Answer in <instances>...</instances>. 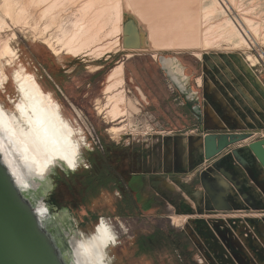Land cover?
I'll list each match as a JSON object with an SVG mask.
<instances>
[{
	"label": "rangeland",
	"instance_id": "374dc122",
	"mask_svg": "<svg viewBox=\"0 0 264 264\" xmlns=\"http://www.w3.org/2000/svg\"><path fill=\"white\" fill-rule=\"evenodd\" d=\"M13 2L8 1L11 4L9 10L10 6L13 9L9 18L6 15L10 27L3 34H17L11 42L18 50V63L34 73L45 90L52 91L66 117L75 127H83V134L91 146L90 151L86 150L88 169L72 175L59 171L54 176L52 185L56 196L60 197L61 207H68L79 219V225L86 233H90L102 217L112 223L120 237L117 246L110 250L112 264H264V208L195 209V202L199 206L201 200H191L193 188L199 185L198 180L189 179L193 167L186 168L183 173L177 169L183 166L179 161L183 150L187 157L192 155L194 137L193 147L197 145L198 150L203 151L204 133L207 132L264 133V75H258L251 67L247 58L250 49L220 41V44L198 49L171 45L166 46L168 49L158 50L150 41L148 24L127 13L126 20L136 23L140 29L138 48L125 47L119 51L114 48L110 56L101 60L65 53L58 55L44 42L49 35L53 34L55 38L54 33L58 32V23L53 25L50 34L43 31L46 18L40 17V11L49 1L38 4L39 7L37 2L33 3L35 6L31 3V8L28 6L31 16L22 23L16 21L21 12L16 7L21 4ZM221 2L236 21L246 17L256 22V26L264 25V0ZM57 3V9L61 8L55 11L57 21L72 29L80 1L59 0ZM244 27V33L254 40H249L252 47L264 49V34L255 36L251 29ZM115 37L113 34L109 39ZM196 50L201 51L202 58ZM129 52L133 54L131 57L126 56ZM155 53L176 56L186 67L188 88L195 92L202 107V132L194 129L200 124L199 118L188 107ZM119 61H124L125 86L138 111L125 122H109L105 109L107 96L103 90L111 69ZM95 65L101 67L91 69ZM8 70L11 75L13 68L8 67ZM16 94L12 79L5 88H0V100L8 108L14 106ZM131 120L135 125L129 126L127 133L116 136L112 128H121ZM214 122L216 125H212ZM119 141L131 142L132 146L140 148L148 158L147 167L154 171L144 184L151 198L148 207L143 206L144 200H127L112 183L99 184L94 178L93 159L98 158L99 151L106 145ZM89 183L92 185L87 188ZM65 186L72 192H65ZM180 197L185 200H179ZM188 229H193L198 241Z\"/></svg>",
	"mask_w": 264,
	"mask_h": 264
},
{
	"label": "bare ground",
	"instance_id": "6f19581e",
	"mask_svg": "<svg viewBox=\"0 0 264 264\" xmlns=\"http://www.w3.org/2000/svg\"><path fill=\"white\" fill-rule=\"evenodd\" d=\"M8 1L13 2L0 0V88H5L12 79L17 98L13 99L12 108L6 107L0 100V150L3 158L17 182L23 188L35 190L42 200L41 206L46 198L53 201L56 206L54 217L73 248V264H112L110 250L118 243L112 225L102 217L95 228L86 233L79 225V219L70 217L67 208L61 207L57 199V192L52 185L54 176L59 171L72 175L81 169H88L86 150L90 151L91 146L83 134V127H75L66 117L62 104L55 99L52 91L45 90L37 76L18 63V50L11 42L17 34L13 31L11 36L3 34L5 29L10 27L6 15L10 14L12 6L9 10L8 5L11 4ZM14 1L21 4L16 7L21 9V12L16 14L18 23L25 21L32 13L28 15V9L33 3L37 2L39 7L38 4L49 1L48 6L40 11V17L46 18L43 31L44 34H50L53 25L58 23V32L54 31L55 38L53 34L49 35L44 42L58 55L65 53L73 57L90 56L94 60L110 56L109 53L114 48L119 51L125 46L140 45V29L136 23L126 20L127 13L136 15L148 24L146 26L150 30V41L158 50L171 45L198 49L214 46L220 41L230 42L236 48L245 46L252 49L249 41L251 38L244 33V26L251 29L255 36L264 34L263 24H259L261 27L258 25V28L256 22L246 17L240 18L239 15L241 20L237 22L236 17L234 19L228 13L221 0H79L80 5L76 8L75 15L77 18H73L75 23L72 29H68L64 22L57 21L55 11L61 9V6L57 9L59 0H30L28 3L25 0ZM113 34H116V37L109 39ZM196 53L202 58L201 51L196 50ZM132 55L129 52L126 56ZM155 56H158L162 67L176 87L188 91L189 75L186 74V67L180 59L157 53ZM248 59L255 62L251 54ZM8 67L13 68L11 75L7 72ZM100 67L95 65L91 69L97 70ZM125 83L124 61H119L111 69L103 90L107 96L105 109L109 122H125L126 118L132 117L133 110L136 109L127 94ZM112 130L116 136H121L126 131V125L121 128L114 126ZM71 165H75V169ZM188 232L198 241V235L192 229H188Z\"/></svg>",
	"mask_w": 264,
	"mask_h": 264
},
{
	"label": "flooded vegetation",
	"instance_id": "af4514ba",
	"mask_svg": "<svg viewBox=\"0 0 264 264\" xmlns=\"http://www.w3.org/2000/svg\"><path fill=\"white\" fill-rule=\"evenodd\" d=\"M130 99L132 98L130 97ZM132 101L136 108L133 110L134 116V112L138 111V107L133 99ZM126 119L128 120V118ZM131 121L126 124L125 133H127L129 126L132 128L135 125V122ZM199 122L198 128L194 129L202 132L204 122L202 120ZM216 123L214 122L212 125H216ZM210 124L208 122V125ZM208 134H248V137L239 143L227 147L213 158L206 157L204 147L203 151H199L197 145H195L196 148L193 147L196 137L192 139V155L187 157L184 155L185 151H182L183 154L180 155L179 161L183 166L180 165L177 168L178 171L183 173L182 171L186 168L193 167L192 175L189 179L198 180L199 182V185H196L191 193V200H201L198 204L199 206L195 202V209L202 210L208 207L209 211H214L218 207L230 208L235 206L264 208V179L261 177L264 171L257 156L248 148L251 142L259 140L257 139L258 132H207L204 133V140ZM237 145L241 148L239 149ZM93 150L96 151L95 149ZM147 162L148 158L143 155V151L140 148L132 146L131 142L122 143L119 141L110 146L106 145L99 151V156L93 159L91 167L94 178L98 180L99 184L107 185L112 183L115 188L126 195L127 200H144L143 206L148 207L151 198L144 184L154 171L147 167ZM91 185L89 183L87 188H90ZM134 187H136V193H134ZM65 192L70 193L72 191L68 189V186H65ZM66 200L68 199L66 198ZM179 200L185 199L180 197ZM235 200L241 202H236ZM66 208L70 217L76 220L75 218L77 217L68 207ZM120 224L123 228L122 222ZM114 230L117 233V240H119V232L115 228Z\"/></svg>",
	"mask_w": 264,
	"mask_h": 264
},
{
	"label": "water",
	"instance_id": "95a60500",
	"mask_svg": "<svg viewBox=\"0 0 264 264\" xmlns=\"http://www.w3.org/2000/svg\"><path fill=\"white\" fill-rule=\"evenodd\" d=\"M180 92L195 116L202 120L195 92L189 88ZM246 137L248 134H208L204 140L206 157L213 158ZM248 148L264 170V138L251 142ZM41 202L35 190L23 188L17 182L0 150V264H73V248L54 217L56 206L50 198L43 200L42 206Z\"/></svg>",
	"mask_w": 264,
	"mask_h": 264
},
{
	"label": "built area",
	"instance_id": "2783aa9c",
	"mask_svg": "<svg viewBox=\"0 0 264 264\" xmlns=\"http://www.w3.org/2000/svg\"><path fill=\"white\" fill-rule=\"evenodd\" d=\"M256 47V46H254ZM250 54L254 57L255 62L250 61L251 67L258 75H264V49L252 48L249 50ZM248 58V55H247Z\"/></svg>",
	"mask_w": 264,
	"mask_h": 264
},
{
	"label": "crops",
	"instance_id": "0c3cea01",
	"mask_svg": "<svg viewBox=\"0 0 264 264\" xmlns=\"http://www.w3.org/2000/svg\"><path fill=\"white\" fill-rule=\"evenodd\" d=\"M258 134H259V133H258ZM258 134H257V137H258L257 139L264 138V133H263V134H260V135H258ZM263 171H264V170H263ZM261 177H262V179H264V174H262ZM198 197H200V196H198Z\"/></svg>",
	"mask_w": 264,
	"mask_h": 264
},
{
	"label": "snow or ice",
	"instance_id": "6c2138e0",
	"mask_svg": "<svg viewBox=\"0 0 264 264\" xmlns=\"http://www.w3.org/2000/svg\"><path fill=\"white\" fill-rule=\"evenodd\" d=\"M81 162H83V161H82V158H81ZM71 167H72L73 169H75V165H71Z\"/></svg>",
	"mask_w": 264,
	"mask_h": 264
},
{
	"label": "trees",
	"instance_id": "16d2710c",
	"mask_svg": "<svg viewBox=\"0 0 264 264\" xmlns=\"http://www.w3.org/2000/svg\"><path fill=\"white\" fill-rule=\"evenodd\" d=\"M58 195V194H57ZM59 195L61 196V193L59 192ZM57 199L59 200L60 199V197L58 198V196H57Z\"/></svg>",
	"mask_w": 264,
	"mask_h": 264
}]
</instances>
